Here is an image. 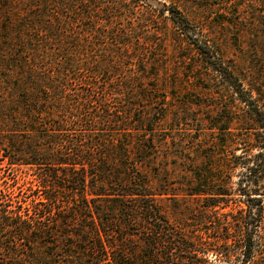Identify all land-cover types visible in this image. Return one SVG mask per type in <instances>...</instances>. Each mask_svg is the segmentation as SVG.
<instances>
[{"label":"trees","instance_id":"1","mask_svg":"<svg viewBox=\"0 0 264 264\" xmlns=\"http://www.w3.org/2000/svg\"><path fill=\"white\" fill-rule=\"evenodd\" d=\"M191 2L234 27L154 4L190 50L187 76L220 99L210 152L186 132L158 137L201 119L150 82L157 47L138 0H0V187L5 166L35 182L29 199L0 198V264H264V0ZM220 36L245 55L240 68ZM235 168L233 187L223 172ZM188 199L201 207L193 231L170 207Z\"/></svg>","mask_w":264,"mask_h":264},{"label":"rangeland","instance_id":"2","mask_svg":"<svg viewBox=\"0 0 264 264\" xmlns=\"http://www.w3.org/2000/svg\"><path fill=\"white\" fill-rule=\"evenodd\" d=\"M138 3L140 4L139 7L144 8L145 12H148V14H145L143 12V15L146 16L141 15L137 17V26H140L142 30H146L147 32L146 38L147 39L153 38V40L156 42V47H157V50L155 51L156 55L153 52L151 56L154 55V58L158 60L160 75L158 76L157 80H153L150 82L159 87L170 88L169 90L173 92L174 97L173 99L169 100L167 104V108L178 105L179 102L183 101V99L186 98L187 100L190 101L189 105L185 107L188 110V115H191L192 117L200 118L202 120V121L200 120L199 122L191 121L188 123V125L184 123L175 124L174 125L175 129H173L174 131H172V129H163L162 132L159 133L158 137L159 139H162L165 136L166 137H169L171 135L184 136L187 134L188 144H190V146L192 144L197 143L200 146V150L202 152H206V151L210 152L211 150L210 147L212 145H215L216 143L215 140L212 139L214 136L210 138L211 135H213L210 129L212 124L211 125L208 124V122H206V118H209V120H211V123H215L217 122V120H220L219 125L221 127L225 126L224 122L221 121L222 117L221 116L215 117V115L213 114L215 110L213 104L219 102L220 99L216 98L217 96H215V93L207 89H204L205 86H210L209 82L206 79L202 78L200 80H192L191 77L187 76V74L191 75L194 73L186 72L184 70V66H187L186 65L187 63L181 61L180 56L182 54L190 53V50L186 47L187 45L185 44V42L180 43L179 41L176 42L173 40L174 35L172 32L175 30V25L169 20L168 12L164 11L163 13H161L159 9L160 7L161 9L165 8L162 4H165L167 6H173L172 8L176 7L179 10H181L182 13H184L186 16H188V18L198 28L206 29L210 27L211 30L222 31V29H232L234 27H230L226 23L220 26L211 23L213 21V18H215L217 15L216 12H212V11L200 12L197 10L196 7H194L195 5H193L191 0H138ZM154 4H156L159 7V9ZM134 15H136V13ZM155 32L156 34L152 36V33ZM220 38H221L219 44L220 54L224 57V60H226L228 64H230L236 69L240 68L241 62L243 58H245V55L241 53L240 48L231 45L229 41L226 40L225 36H220ZM136 41L137 40L133 42ZM143 41L145 40L143 39ZM168 66L173 69L171 73H165L169 70ZM164 93L166 92L162 89L158 93L160 99L158 100V104H156L157 108H160L165 103L164 101L165 96L163 95ZM224 99H226L227 102H230L231 100L230 91L227 92V96ZM141 104L144 105L145 103L141 101ZM118 109H121V107L119 106ZM143 109L144 107L140 106V110ZM121 115H123V113ZM166 126H170V125H166ZM203 137H206V139H203ZM222 137H219V139H221ZM239 151H240L239 149H235L236 154L239 153ZM250 152L253 153L254 150ZM239 172H240L239 168H235L230 172L229 171L223 172L225 173L224 177L228 179V182L233 187L237 186L240 177ZM1 173L4 176L1 179V181L4 180L2 181L0 187L2 188L0 194L1 200L6 198H9L11 200L30 198L26 188H28L30 185H32L35 182L34 181L25 182L23 180V178L27 179L33 176L29 174V171H27L26 173L23 170V168L16 169V168H12L11 166H5L1 170ZM6 181L12 183L13 188L15 190L13 194L10 192V190L6 189L7 186ZM233 198L237 199L238 197L236 194H234ZM187 201L188 203L186 202H181V204L175 203V205L178 206V209H175L173 206H170L171 210H175L174 214H172L173 215L172 218L174 219L175 222L177 221L176 223L178 225L179 223L193 224V228H191V230L193 231V229L195 230L197 227L201 228V226L189 218L199 217V214H197V212L198 210H200L201 207H199L194 200L192 201L191 199H188ZM202 226L209 227V225L207 224ZM195 232L196 231H194V233ZM213 257L214 256L212 254L208 255V259L210 261L213 259ZM221 264H224V262L223 263L221 262Z\"/></svg>","mask_w":264,"mask_h":264}]
</instances>
